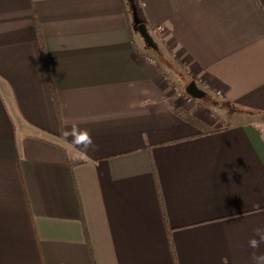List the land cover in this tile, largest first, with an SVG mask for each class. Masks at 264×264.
<instances>
[{
	"label": "crops",
	"instance_id": "obj_1",
	"mask_svg": "<svg viewBox=\"0 0 264 264\" xmlns=\"http://www.w3.org/2000/svg\"><path fill=\"white\" fill-rule=\"evenodd\" d=\"M258 228L264 0H0V264H253Z\"/></svg>",
	"mask_w": 264,
	"mask_h": 264
},
{
	"label": "clouds",
	"instance_id": "obj_2",
	"mask_svg": "<svg viewBox=\"0 0 264 264\" xmlns=\"http://www.w3.org/2000/svg\"><path fill=\"white\" fill-rule=\"evenodd\" d=\"M67 138L72 136V143L76 146H82V152L87 153L89 149L95 150L92 137L87 131H81L77 127H73L71 132H62ZM261 243H264V229H256L255 237L249 241V246L254 250L252 254L253 264H264V253L259 252Z\"/></svg>",
	"mask_w": 264,
	"mask_h": 264
},
{
	"label": "water",
	"instance_id": "obj_3",
	"mask_svg": "<svg viewBox=\"0 0 264 264\" xmlns=\"http://www.w3.org/2000/svg\"><path fill=\"white\" fill-rule=\"evenodd\" d=\"M128 1L130 2L131 0H128ZM136 31L149 49L154 50V51L157 49L152 36L149 34L144 24H139L137 26ZM185 91L193 99H201L205 96L202 91H199L195 83L188 84V86L185 88Z\"/></svg>",
	"mask_w": 264,
	"mask_h": 264
},
{
	"label": "built area",
	"instance_id": "obj_4",
	"mask_svg": "<svg viewBox=\"0 0 264 264\" xmlns=\"http://www.w3.org/2000/svg\"><path fill=\"white\" fill-rule=\"evenodd\" d=\"M158 33L160 34H164L165 33V30L163 28H157L156 29ZM190 83H194L193 80H190L189 81V84ZM197 86V85H196ZM174 95L177 96V97H182L187 103H192L195 99H193L191 96H189L186 91L184 90H177V88H174Z\"/></svg>",
	"mask_w": 264,
	"mask_h": 264
},
{
	"label": "rangeland",
	"instance_id": "obj_5",
	"mask_svg": "<svg viewBox=\"0 0 264 264\" xmlns=\"http://www.w3.org/2000/svg\"><path fill=\"white\" fill-rule=\"evenodd\" d=\"M137 26H138V25H137ZM137 26H136L135 29H137ZM152 38H153V37H152ZM153 41H154V43H157L156 40H155L154 38H153ZM148 49H149V48H148ZM149 50H151V49H149ZM152 51H153V50H152ZM186 79H187V82L189 83L188 78H186ZM175 88H177V90H181V91L184 90V91H185V88H186V87H180L179 85H176Z\"/></svg>",
	"mask_w": 264,
	"mask_h": 264
}]
</instances>
